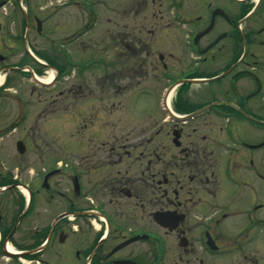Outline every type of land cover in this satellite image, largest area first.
Masks as SVG:
<instances>
[{
	"label": "flooded vegetation",
	"instance_id": "obj_1",
	"mask_svg": "<svg viewBox=\"0 0 264 264\" xmlns=\"http://www.w3.org/2000/svg\"><path fill=\"white\" fill-rule=\"evenodd\" d=\"M33 3L0 0V264H264V0H78L111 76L123 57L128 88L157 73L158 121L136 144L112 130L95 143L87 124L71 134L67 48L81 29L39 51L33 39L57 32ZM22 80L64 83L30 112L31 132L47 120L30 176Z\"/></svg>",
	"mask_w": 264,
	"mask_h": 264
},
{
	"label": "rangeland",
	"instance_id": "obj_2",
	"mask_svg": "<svg viewBox=\"0 0 264 264\" xmlns=\"http://www.w3.org/2000/svg\"><path fill=\"white\" fill-rule=\"evenodd\" d=\"M60 1L62 0H34L33 4L36 7L34 13L46 20V28L48 31L53 30L57 33L53 34V37L48 35L51 39L46 36L43 39L34 38L33 43L39 51L47 50L51 52V50L58 49L62 45L63 41L60 38L66 35L72 37L80 29V33L83 32L84 29L82 27L85 25L90 27L87 32L85 31V34L79 33V40L70 43L67 48L69 62H71V64H77L73 67H69L68 74L65 76L70 91H72V93H70V113L73 112V108L82 111V116L80 117L79 115V118L71 122V134H76L78 127L87 124L93 133L94 131L99 132L95 143L101 142L105 138V135L110 134L111 130L114 131L115 134H118L119 137H128L131 144L142 142L147 138L144 132H147L149 125L151 126L158 121V112L161 110L160 101L155 98L159 90L157 73L149 70L148 73L146 72L147 77L137 86L135 85V81H138L142 74H140V72H134L130 78V80H133L134 85L128 88L126 86L130 74H127L123 68L127 66L130 60L128 59L127 61L123 57L119 67L117 65V76H111L114 70H110L113 66L110 63L109 56L104 57L105 52L99 49L97 50V44L99 42L103 43L105 40H97L95 23L91 22L90 25H88L89 17L87 16V12L77 3L78 0H71L69 5L64 7H60ZM56 4L59 6H56ZM39 7L46 8V10L52 8V10L48 13L44 12V14L41 15L37 13L41 11L38 10ZM76 36L77 35L73 36V38ZM106 43H108V40L105 41V44ZM101 61V66L95 65V62ZM85 63L91 66L83 70L77 67L79 64ZM48 72L49 73H46V75H43L45 78H40L48 79L53 74L55 76L60 74V72L55 70ZM137 75L139 77H137ZM115 79L117 81V88L113 90L111 84ZM63 87L64 83H62V81L57 85L54 91L35 88L30 82L25 80L21 82L22 96L25 97L31 105L30 108H27V116L23 119V121L26 120V122L22 126L21 136L28 145V154L26 157H22L20 161L22 176H30L31 168L36 171L41 170L37 162L40 159L41 149L36 148L31 140L36 137L44 144L47 139L46 136L41 133V130L43 131L46 128V118L43 117L38 119V128L40 129L31 132L32 120L30 112L38 114L42 109L39 100L58 95ZM114 104L115 107L111 110V106ZM57 108L59 114L62 113V103H59ZM104 109L109 111L110 117L108 114H104ZM95 115L97 116V119L95 118L96 120L93 119ZM61 117L62 116L59 115V119ZM57 123L60 124V121L58 120ZM60 134L61 132L56 134L54 140H56V138L61 140L62 135ZM71 137L75 140L78 139L77 135ZM12 153H16V150L13 149Z\"/></svg>",
	"mask_w": 264,
	"mask_h": 264
},
{
	"label": "bare ground",
	"instance_id": "obj_3",
	"mask_svg": "<svg viewBox=\"0 0 264 264\" xmlns=\"http://www.w3.org/2000/svg\"><path fill=\"white\" fill-rule=\"evenodd\" d=\"M54 77H55V75L53 74L48 79L39 78V80H40V82H42L44 84H50L53 81Z\"/></svg>",
	"mask_w": 264,
	"mask_h": 264
},
{
	"label": "water",
	"instance_id": "obj_4",
	"mask_svg": "<svg viewBox=\"0 0 264 264\" xmlns=\"http://www.w3.org/2000/svg\"><path fill=\"white\" fill-rule=\"evenodd\" d=\"M19 150H20V152L22 153V154H24V146L23 145H19Z\"/></svg>",
	"mask_w": 264,
	"mask_h": 264
},
{
	"label": "trees",
	"instance_id": "obj_5",
	"mask_svg": "<svg viewBox=\"0 0 264 264\" xmlns=\"http://www.w3.org/2000/svg\"><path fill=\"white\" fill-rule=\"evenodd\" d=\"M60 74H61V76H62V71H60Z\"/></svg>",
	"mask_w": 264,
	"mask_h": 264
}]
</instances>
